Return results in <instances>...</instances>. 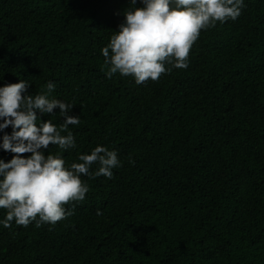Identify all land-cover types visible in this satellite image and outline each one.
Here are the masks:
<instances>
[{"label":"trees","instance_id":"trees-1","mask_svg":"<svg viewBox=\"0 0 264 264\" xmlns=\"http://www.w3.org/2000/svg\"><path fill=\"white\" fill-rule=\"evenodd\" d=\"M244 4L201 30L186 69L138 85L108 78L101 49L140 0H0V87L52 82L80 117L76 148L45 155L70 166L103 146L121 161L111 179L81 176L85 199L54 226L0 223V264H264V0Z\"/></svg>","mask_w":264,"mask_h":264},{"label":"clouds","instance_id":"clouds-1","mask_svg":"<svg viewBox=\"0 0 264 264\" xmlns=\"http://www.w3.org/2000/svg\"><path fill=\"white\" fill-rule=\"evenodd\" d=\"M140 2L142 7L123 12L119 30L101 49L108 78L116 73L132 76L138 85L148 80L157 82L173 69H186L190 49L201 30L215 27L217 22L235 21L245 7L244 0ZM136 4L137 0H130V5ZM29 86L20 80L0 87V131L12 128L10 135L2 136L0 148L14 154L8 162L0 159V209L6 210V218L0 223L4 227H10L13 221L23 227L33 222L37 228L54 226L73 214L65 205L85 199L89 186L81 176L111 179L112 170L121 166L117 152L103 146L79 155L80 162L70 166L60 155H45L43 150L50 145L61 151L76 148L68 128L78 125L80 117L69 114L75 105L49 99L54 83H47L46 91L35 96L26 94ZM56 108L63 117L59 127L52 120L36 123V110L52 114ZM93 165L95 171L91 170ZM101 214L98 210L97 215Z\"/></svg>","mask_w":264,"mask_h":264}]
</instances>
